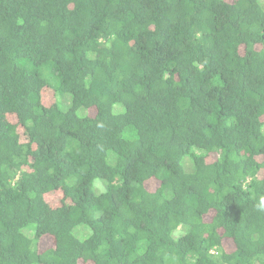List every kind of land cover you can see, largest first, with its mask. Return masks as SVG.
Segmentation results:
<instances>
[{
  "label": "trees",
  "instance_id": "16d2710c",
  "mask_svg": "<svg viewBox=\"0 0 264 264\" xmlns=\"http://www.w3.org/2000/svg\"><path fill=\"white\" fill-rule=\"evenodd\" d=\"M262 199L264 0H0V264H264Z\"/></svg>",
  "mask_w": 264,
  "mask_h": 264
},
{
  "label": "rangeland",
  "instance_id": "374dc122",
  "mask_svg": "<svg viewBox=\"0 0 264 264\" xmlns=\"http://www.w3.org/2000/svg\"><path fill=\"white\" fill-rule=\"evenodd\" d=\"M44 241H45L44 238H42L41 239V249H45L46 246H47V245L46 246L44 245V243H43ZM46 242H47L48 245L50 244L49 241H46Z\"/></svg>",
  "mask_w": 264,
  "mask_h": 264
},
{
  "label": "clouds",
  "instance_id": "9594fccd",
  "mask_svg": "<svg viewBox=\"0 0 264 264\" xmlns=\"http://www.w3.org/2000/svg\"><path fill=\"white\" fill-rule=\"evenodd\" d=\"M261 207H264V199L261 201Z\"/></svg>",
  "mask_w": 264,
  "mask_h": 264
}]
</instances>
